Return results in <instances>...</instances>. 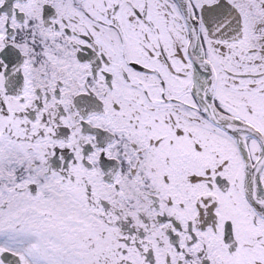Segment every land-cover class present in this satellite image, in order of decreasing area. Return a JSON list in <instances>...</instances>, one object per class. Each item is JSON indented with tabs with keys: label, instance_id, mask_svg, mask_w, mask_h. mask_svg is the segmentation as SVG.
<instances>
[{
	"label": "snow or ice",
	"instance_id": "snow-or-ice-1",
	"mask_svg": "<svg viewBox=\"0 0 264 264\" xmlns=\"http://www.w3.org/2000/svg\"><path fill=\"white\" fill-rule=\"evenodd\" d=\"M0 264H264V0H0Z\"/></svg>",
	"mask_w": 264,
	"mask_h": 264
}]
</instances>
